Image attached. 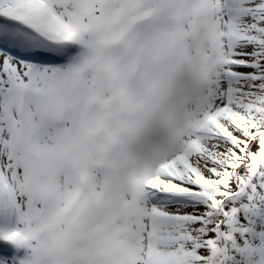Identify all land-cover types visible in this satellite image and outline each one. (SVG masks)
Segmentation results:
<instances>
[{"label":"rangeland","instance_id":"obj_1","mask_svg":"<svg viewBox=\"0 0 264 264\" xmlns=\"http://www.w3.org/2000/svg\"><path fill=\"white\" fill-rule=\"evenodd\" d=\"M20 1L19 3L17 0H0V107L1 109L4 106L8 107L12 116V122H2V127L0 126L2 132L5 133L0 135V140L5 141L11 134L14 137V146L8 145L7 149L21 147L27 151L28 161L31 158L39 160V158H48V154L44 153L43 150V145L46 142L39 135L48 137L57 131L63 133L65 139L61 145L63 150H52L49 163L46 166L54 163L53 158L65 162V154L69 148H72L69 146V140L73 138L79 139L89 135L96 136L99 140L102 138L106 140L105 138L109 137L114 144L113 154L111 153L113 161L107 158L111 164L105 168L102 166V160L106 156L99 157L96 155L101 144L98 145L93 142L88 146L81 141L73 146H79L76 156L79 152L81 153V166L90 171L89 178L91 180L93 178L94 186L90 183L85 184L80 173L73 172L72 168H67L69 173H64L63 176L70 181L73 190L66 203L64 205L60 203L61 207L55 213L57 221L60 223L57 225L56 222L55 224L63 232L54 231V236L53 233H49L47 240L52 239L54 242H59L62 237L63 239L68 237V243H72L78 239L75 236L73 225L84 218L86 203L94 211L95 203L101 198L103 201L105 200L104 187L97 188L95 185L96 183L99 184L101 178L108 175L104 174L107 171L109 174L114 173L115 175H112L115 178L121 175L119 179L112 182V193L108 199L110 203H108V207L110 210L114 209L113 215L115 216L112 215L111 210L110 219L113 220L112 223H114L115 228L117 227L120 231L117 230L118 246L121 248V252L126 248V243L129 244V254H132V243H136L135 238L138 236L143 243L140 254L145 256L147 249L149 253L148 257H145L144 264H264V192L261 190L256 191V189L250 190L252 184L257 185L260 180L264 183V33H262L264 31V0H209L211 2L210 15L207 13L206 4L203 9L198 10L200 7L198 8L199 4L196 0H190L189 4L184 3L182 5V10L178 9L181 11V17H186L188 12L190 18H186V21L183 20L178 24L176 33L174 28L177 26L175 18L173 16L167 17L166 14L170 10L180 7L179 3L182 0H155L157 7L155 9L150 8L151 14L148 8L145 7L148 4L151 7L156 6V3L151 0H97L98 3L96 4L103 3V7L101 10L98 7V11H94L95 7L93 6L92 15H85L80 12L82 8L71 10L76 19H80V22L91 18L90 31L86 28L87 24L84 25L86 29L84 27L77 28L75 25L72 27L73 30H79L77 37L81 40H84L83 35H85V42L90 45L88 47L96 45L95 47L98 50L103 49L100 46L102 45L100 39L103 37L111 38L113 36L112 32L115 31L114 33H116L118 27L122 25V29L125 28L123 29L124 32L126 31L125 33L133 35L130 40H134V43L129 45V50L125 45L127 39L121 40L118 43V48H114L118 51L116 53L117 62L122 64L116 67L112 65V68H104L101 66V62H96V53L85 51L84 55H81V52H75L73 49H71V52L74 55L69 59L68 65H65L66 67H51L46 61L51 60L53 62L60 59L61 47L64 44L73 42L71 41L75 38L73 33L76 32L72 33L69 30L65 33L66 37L61 35L64 32L60 29L58 23H62V20L68 18L62 13L60 15L59 11L49 9L46 12L40 3L33 4L32 11L21 10L25 2ZM48 1L51 2V0ZM78 2L83 8L93 4L92 0H78ZM70 4L71 2L67 1L62 5L55 4V6L56 8H64L65 5ZM72 6L75 5L72 4L69 8H72ZM66 8L60 10L66 12ZM143 8L145 10H142ZM135 9L137 14L139 13L142 16L134 17ZM194 10L196 13L193 12ZM54 12H57L60 18L64 19L54 17ZM153 12L156 14L151 19ZM99 13L100 15H96ZM1 15L5 16L4 20L1 19ZM94 16L100 17H98L97 24L98 19ZM193 18L194 20H192ZM115 20L118 22L116 23ZM65 24L67 23L65 22ZM193 25L194 31L192 30ZM111 28L114 30L112 31ZM213 28L217 31L218 39L216 42L220 43V52L217 59L209 57L206 61L208 64L205 66L210 65L211 74L206 79L210 81L206 82L205 79L201 84L200 80H197L198 85L196 86L193 81L186 85L187 89L192 91L187 96V101H192L201 107L203 106V100H205L206 93L204 92L207 91L210 99L209 105H205L199 110L184 111L179 113V117L178 114L175 115L172 121L177 120L175 125L177 134H174L171 140H166V143L162 146L158 143V146L155 147L147 142L137 147V157L138 154L142 156L146 151L148 155L150 154L149 160L143 163V166L147 168L150 165L153 166L145 171L143 170L144 174L135 180L131 178L138 175V173L130 175V178L127 175L122 177L126 173L125 168H131L133 172L135 171L130 164H133L136 160L133 162L123 157L124 149L130 148L133 143L126 138L127 135L124 132L117 131L113 133V129L117 125L113 127L107 118L98 123V117L94 115L93 105L99 103L104 106L112 102V97L118 99L119 95L122 94L117 92V88L127 91L129 90L128 84L141 88L146 78L148 86L153 87V89H158V84H160L158 100L163 101V97L166 99L169 93L174 92V88L176 89L178 86L175 79L173 81L174 76L172 75L177 56L181 63L186 58L179 52V33L192 34L193 32H200L210 42L212 41L211 33H214ZM97 29L102 31L99 32ZM24 33L29 34L25 35ZM104 33L108 34L105 35ZM167 33L173 34L166 36ZM80 34L82 36H79ZM98 34H102V36ZM91 35L96 36L92 38ZM27 36L36 37L37 42L30 43ZM160 36H163L161 43L159 41ZM118 37L115 39H118ZM189 37L190 35L186 37L183 43L185 47L190 46ZM158 43L161 47H158ZM57 47H59V54L58 56L55 54L57 57L52 59ZM83 50H85V45ZM206 50L203 45L202 51L204 54ZM6 51L10 52L13 58ZM155 51L159 53L156 54ZM63 53L65 52L63 51ZM191 55L193 57L196 54L191 51ZM79 56L85 58L82 60L80 57L79 62H81V65L74 60ZM97 56L100 57L98 54ZM150 59H155L158 63ZM198 61L201 62L202 66L204 65L202 59ZM95 63L98 65L97 72L101 73L99 78L106 81L103 88H96L98 78L94 72ZM57 68H62L63 73L61 76L58 75L61 69L57 70ZM158 73L162 75V78L157 77ZM183 74L184 76H190L187 73ZM133 75L136 76V79L132 80ZM110 79L111 82H109ZM120 79H122V83H120ZM30 86H35V89H32L33 91L29 90L30 97H34L38 91L42 98L43 95H47L49 98L52 97L55 107L49 106L50 109L38 110L36 108L38 98L34 97V99L32 97L34 101L30 98L29 101L33 103L36 101L34 103L36 106L30 103V108L35 107L34 111H37H35L36 113L33 111L35 114L33 120L35 124L34 131L29 130L28 132L26 126L30 125L31 121L24 115L23 108L20 106L22 103L20 97L22 91ZM194 86L198 88L197 92L200 87V91L201 89L203 91L201 101L194 99L196 98L193 96V93H195ZM207 86L210 87L206 88ZM58 88L63 90L62 102L59 108L55 93ZM103 90L104 93L99 97ZM146 90L147 88L144 89L145 92ZM19 94V98L15 97ZM100 99L103 100V103H100ZM158 100L154 96L149 102L154 103V109L152 114L148 116V121L158 111V121H160V118H164V114H160L162 106L158 110V104L156 103ZM49 101L52 103L51 99L44 100V107L47 106ZM175 103L172 102V105ZM176 105H174L175 108ZM15 106L17 110H20H15ZM170 107V110L174 108L173 106ZM31 109L33 110V108ZM51 109L52 111H50ZM90 110L93 112L91 119L87 126L82 127L80 121L82 114ZM165 111L167 110H164V113ZM58 112L61 113V116ZM186 116L192 118L190 123L185 121ZM58 117H61L59 121L56 119ZM197 121L200 123L197 130L191 131L189 126L192 127L191 125L196 124ZM99 124H105L106 126L104 128ZM154 126L159 127L158 125ZM163 128L166 133L168 128ZM150 130H152V126ZM25 136H28L27 140H25ZM45 140L47 139L45 138ZM168 144L169 146H167ZM142 146L144 147L141 149ZM1 147L2 143L0 151H2ZM138 149H141L139 153ZM91 151L95 154H91ZM254 152L255 156H253ZM95 155L97 158L92 157ZM153 155L158 156L155 162L152 160ZM250 155L251 157H249ZM159 156L167 158L169 161L163 160ZM131 158L134 157L131 156ZM158 159H161L160 163ZM92 160L94 161L92 162ZM36 162L34 164L27 162L24 165L25 175H28V178L27 180L22 179L23 183L19 181L16 183L14 179L12 180L11 174L10 177L8 175L10 170H16L12 160L6 161L7 164L5 162L0 163V171H4L3 175L7 177L6 181L8 182V187L0 182V229L14 227L18 221V214L24 212V208L27 212L31 210L35 223H45L43 220L40 221L38 216V218L36 217L40 207L49 216L42 199L41 202L39 200L40 196L35 195V192L38 193L35 188L38 179L34 173L41 168V163L37 162L38 164H36ZM56 162L58 164V161ZM138 164L140 163L138 162ZM52 169L53 165H50V170L52 171ZM17 173L20 172L17 171ZM121 182H125L124 185H121ZM22 184H24L23 187H21ZM92 186L94 187L92 192L94 194L90 193V188L93 190ZM9 187H12L10 189L13 190V201L9 199ZM246 187L249 188L248 195L247 191L244 190ZM23 188L25 189L20 192V195L28 196L27 192H29L30 196L33 191L30 201L31 203L33 200L36 202L33 203L36 204L35 207L31 206L30 209L29 207L27 209L22 207L18 190ZM25 190L29 191L26 192ZM164 190H168L169 193L163 192ZM83 193L85 194L82 197V203L80 202L77 206L74 205ZM90 194L92 197L97 194L98 198L90 200L87 197ZM132 197L135 198L134 202L129 201L133 199ZM134 203L136 204L132 206ZM43 210L39 216L43 213ZM124 215L130 217L125 218ZM14 217L17 221L14 220ZM53 217L50 218L51 223H54L51 220ZM78 225L81 226L82 223ZM91 228L97 233L102 228V224L96 221L91 224ZM249 229H255L256 235L247 236L243 234ZM5 238L0 235V246L5 245L6 248L9 244L12 247L17 246L14 239L11 240L8 236ZM147 242H150V245ZM247 242H251L254 250L248 249ZM98 246H100V249L105 250L107 245L103 239H99ZM139 247L140 244L138 249ZM7 252L9 256L13 253L8 248ZM6 255H0V259H8L5 257ZM114 260L117 261L115 258ZM136 261L139 263L138 260Z\"/></svg>","mask_w":264,"mask_h":264},{"label":"bare ground","instance_id":"obj_2","mask_svg":"<svg viewBox=\"0 0 264 264\" xmlns=\"http://www.w3.org/2000/svg\"><path fill=\"white\" fill-rule=\"evenodd\" d=\"M17 1L19 3L21 2L20 0H17ZM67 1L71 2L70 5L73 4L75 6H72V8H69L70 5H65V7H67L66 8V12H62L61 11V10H65V7L64 8H56L55 4L62 5L63 3L67 2ZM148 1H150V0H148ZM151 1H154L156 3L155 7H151V6H149V4H148V6H145L146 8H148L150 14H151V9L150 8H154L155 9L157 7V2L155 0H151ZM189 1L190 0H182L179 3L180 7L174 8V9L170 10L169 13L166 14L167 17L173 16L175 18V21L177 23V26L174 27L175 28V33L178 31L177 30L178 29V24L180 22H183V20L186 21V18H190L188 12L186 13V17H181V11H180V10H182V5L184 3H188L189 4L191 2V1L190 2ZM22 2H25V3H23V5L21 7V10L22 9H26V10H29V11H32L33 4L37 3L35 0H22ZM92 2H93L92 5H90L89 7L85 6V8H83L79 4L78 0H60V1L51 0V2L48 3V6H47L48 8H45L44 6L43 7L46 10V12H48L49 9L51 11L54 9V10L59 11L60 15H61V13L64 14V16L66 15V18H68V19L62 20L64 18L61 17L62 18L61 19L59 14L57 12H54V17L59 18V19H61L63 21L62 23H58V25H59L60 29L64 32V33H61V35L66 37L65 33L67 31H69V30L72 33L76 32L77 34L76 33H73V34L78 35V33H79L78 31L79 30L78 29H77L78 31L73 30L72 29L73 25H75L77 28H82V27H84L85 24H87L86 28L88 29V31H90L89 29L91 27L89 28V26H90L89 24H90V19L91 18L90 19L87 18L86 20L80 22L79 21L80 19L77 20L78 18L76 19L75 15L72 14L71 10H73V9L79 10L80 8H82V10H80V12L84 13L85 15L86 14L87 15L88 14L92 15L93 14L92 13V7L93 6L95 7L94 11L95 10L98 11V7H99L100 10L103 7V3L96 4V3H98L97 0H92ZM196 2L199 4L198 8L200 7L198 10L203 9V6L205 7V4H206L207 5L206 6L207 13L210 15L209 12L211 11V8H209V7L211 5V2L209 0H196ZM136 9H138V8H136ZM136 9H135L134 17L135 16H137V17L138 16H142L139 13L137 14ZM178 9H180V10H178ZM142 10H145V8H143ZM104 11H105V9H104ZM123 11L124 10L122 9V12ZM193 12L196 13L195 10ZM101 13H103V11H101ZM75 14H77V13H75ZM154 14H156V13L153 12V14L151 16V19L153 18ZM96 15H100V13L96 14ZM108 16H110V15H108ZM98 17L99 16H97L95 18L98 19ZM95 18H94V20H95ZM119 20H120V18H119ZM192 20H194V18ZM98 21H99V19L96 21V24H97ZM65 22L67 24H65ZM112 22H114V21H112ZM115 22H116V20H115ZM99 23H101V22H99ZM93 25H95V24H93ZM122 27H123V25L119 26L118 30H116L117 31L116 33H114L115 32V31H113L114 29L111 28L112 31H113L112 32L113 36L111 38L103 37L102 39H100L102 41V43H101V41H99V43H101L102 45H100V44H98V45L102 46L103 49H99V50H98L97 47H95L96 45L88 47L90 45L86 44L85 35H83L84 40L81 41V46L84 49V45H85V50L79 51V52H81V55H84L85 51H89L90 53H96V55H95L96 62H101V66L104 67V68H109V67L112 68V65L115 66V67L118 66V65L120 66V64H122V63L121 62H117L118 58H117L116 53L118 51L115 50L114 48H116V49L118 48V43L121 40H126L127 39V41L125 43L127 50H129V45L134 43V40H130L133 37V35L130 34V33L129 34L125 33L126 31L125 32L123 31V29H125V28L122 29ZM195 27H196V25H195ZM97 28H98V26H97ZM193 28H194V25L192 27V30H193ZM213 30H214V33H211L212 41H210V42L207 41L208 39L206 40L205 37L203 35H201L200 32L199 33H194V32L192 33V31H191V33L193 35L192 34H185V33H182V32L179 33V39H178V43H179V46H180L179 52L181 54H183L186 58L181 63L179 61L178 56H177L176 64L179 63L180 65H176L174 63L175 65H174V68L172 70L173 71L172 75L174 76L173 77V81L175 79V81L178 84V86L177 87L175 86L176 89L174 88V92L169 93V96L166 99H164V97H163V101L162 100H158L159 91H160V87H159L160 84H158V89H153V87L151 88L150 86H148V81H147V78H146L145 83L142 85L141 88H136L133 84H128L129 85L128 86L129 90H127V91H124L121 88H117V92L119 94H122V95H119L118 99L115 98V97H112V102L107 104V105H104V106H101L99 103L93 105V107L95 109L94 115L98 117V123H100L101 120L103 121L105 118H107V120H109V122L113 125V127H116V125H117V127L113 129V133H116L117 131L124 132L127 135L126 138H128V140L133 143L130 146V148L127 147V149H124L125 150L124 155L122 154L123 157H126L129 160H132L133 162L135 160L137 161V162L135 161L133 164L125 162V163H128V164L132 165L133 169L136 170L141 165L143 166V163H146L149 160L148 157L150 155V154L148 155L146 153L147 152L146 151L144 153L142 152L143 154H142V156L140 155L141 157L139 156V154H138V157H137V155H136L137 147H139L142 144H145L147 142L148 143L150 142V145H153L155 147L158 146V143H159V145L162 146V144L166 143V140H168V139L171 140L173 138V135L177 134L176 133V128H175V125L177 124V120L176 121H172V120H174L173 118H174L175 115L178 114L177 116L179 117V113H182L184 111L191 110V109L199 110V109H201V107H203L205 105H209L208 103H209L210 99H209L207 91L204 92L206 94H205V100H203V102H202L203 106L200 107V105L198 106L192 101H187L186 98H187V96L190 95V93L192 91L188 90L186 85L189 84L191 81H193V83L196 86V85H198L197 80H200V82L202 84L203 80L205 81L206 78H209L211 76V74H210V65H208V67H206L205 65L208 64V63H206V61L209 59V57H213V59H217L219 57V52H220V43L216 42V40L218 39L217 38V31L215 30V28H213ZM97 31L100 32L102 30H98L97 29ZM71 32H69V33H71ZM91 32H92V30H91ZM87 33H90V32H87ZM108 33H104V34L106 35ZM24 34L27 35L29 33H24ZM95 34H97V33H95ZM170 34H173V33H167L166 36L170 35ZM98 35L102 36V34H98ZM188 35H190V37H189L190 46L189 47H185L183 45V43L185 42L186 37ZM79 36H82V35L80 34ZM94 36H96V35H91L92 38ZM176 36H177V34H176ZM27 37H28V40H29L30 43L37 42V39H35L36 37H34V36H31V37L27 36ZM116 37H118V39H115ZM162 39H163V36H160L159 37L160 43H161ZM91 41H92V39H91ZM95 42H97V41H95ZM97 43H95V44H97ZM108 45H110V46H108ZM203 45L207 49L205 54L203 53L204 49L202 51ZM59 47H57V49H56L57 51L54 52L52 59H54V58H56L58 56ZM92 47H95L97 49L94 50L95 48H92ZM158 47H161L159 43H158ZM187 48H189V49L187 50ZM190 50L192 51V53L194 52L196 55L192 57ZM154 53L157 54L159 52L155 51ZM55 54L57 56H55ZM97 54L100 57H98ZM60 56H61V58L58 59V60H62V59L65 58V55H64L63 52L60 54ZM158 56H160V55H158ZM158 56H157V58H158ZM80 57H81L82 60L85 59L83 56H79V57L74 59L79 65H81V62H79ZM70 58L71 57H69V59ZM200 59H202V62L204 63L203 66H202L201 62L198 61ZM150 60L153 61V62L158 63V61H156L155 59H150ZM68 63L69 62L66 61L63 65H60V66H57V67H64L65 65L67 66ZM16 67L18 69L17 65H16ZM58 69L59 70L61 69V71H59V73H58V75L61 76L62 73H63V70H62V68H57V70ZM97 69H98V65H97V63H95L94 64V72H95V75L98 78V83H97L96 88H103V87H105V82L106 81L101 79V78H99L101 73L97 72ZM64 71L66 72V69ZM183 73H187L190 76H184ZM159 74L160 73L157 74L158 78H160L162 76V75H159ZM66 75H68V74L66 73ZM8 78H9V76H8ZM133 79H136L135 75H133L132 80ZM111 81L112 80L110 79L109 82H111ZM208 81H210V80L206 79V82H208ZM120 83H122V79H120ZM195 86H194V92L195 93H193V96L196 97V98H194V99H197V100L199 99V101H201V97H202V92L203 91H202V89L200 91V88H201L200 87L199 91L197 92L198 88L195 87ZM199 86H201V85L199 84ZM209 87L210 86H207L206 88H209ZM132 88H134V89H132ZM145 88H147L146 92L144 91ZM30 89L31 90L35 89V86L26 87L22 91L21 97H20V94L18 96H15L17 98H19V97L21 98V102L22 103H21L20 106H22L23 111H24V115L26 116V118H28V120L31 121V124L26 126V130L28 132H29V130L30 131H34V127H35V124L33 123V120L35 118L34 112L37 111V110L34 111L35 107H31V108H33V110L30 108V103L31 104L33 103V102L29 101L30 98H31V100L34 97L38 98V100H37L38 104H37V107H36L38 110H42L43 111V109L45 110V108L50 109L51 107H55L54 106V101H53L54 99L52 97L49 98L47 95H43V98H42V96L40 94H38V91H37V94L34 95V97L32 96L33 98L30 97L31 96L30 92H29ZM23 93H25V94H23ZM55 93H56L57 103L59 105L58 106V108H59L61 106V102H62L63 90L61 88H58V91H56ZM103 93H104V90L99 94V97H101ZM154 96H156V100H158V102L156 101V103L158 104V110L162 106V110H161L160 114L161 115H162V113L164 114L163 115L164 118H160V121H158L159 111H158V113L156 115H154V117H152L148 121V116L152 114L153 109H154V103H149V102H151L150 100ZM126 98H128V99L126 100ZM49 99H51L52 103L49 101L47 106L44 107L45 106L44 100L48 101ZM32 101H34V100H32ZM172 102H176L175 103V104H177L176 108L174 107L175 104L172 105ZM34 103H36V101ZM34 103H33V105L36 106V104H34ZM100 103H103L102 99H100ZM17 106H19V105H17ZM49 106H51V107L48 108ZM170 106H173L174 108L172 110H170V108H171ZM184 107H185V109L183 110ZM15 110H17L16 106H15ZM19 110H17V111H19ZM164 110H167V111H165V113H164ZM23 111H21V112H23ZM50 111H52V109ZM92 113L93 112L90 110V111H87V112L82 114V117H81V120H80L81 123H82V127H85V126L88 125L89 120L91 119ZM58 114H60V116H61L60 112H58ZM40 115H41V113H40ZM60 118L61 117H58L56 119L59 121ZM16 119H17V117H16ZM19 120H20V118H19ZM6 121H9V122L11 121L12 122V116L10 115V110H9L8 107H5V106L3 107V109H1V107H0V126L2 127V122H6ZM39 121H42V120H39ZM168 121H170V122H168ZM185 121H187V123H190L192 121V118L189 117V116H186V120ZM23 123H25V122H23ZM154 125H158L159 127L157 128ZM99 126L105 128L106 125L105 124H99ZM151 126H152V130H150ZM1 127H0V135H3L5 133L2 132V130H1L2 128ZM163 127H167L168 128V130L166 129V133H165ZM4 128L6 129L7 126L4 127ZM85 130H89V129H85ZM97 130L99 131V129H97ZM59 131H61V130H59ZM102 132H104V131H102ZM121 132H119V133H121ZM109 133H111V132H109ZM95 134H96V132H95ZM106 136H108V135H106ZM39 137L42 140H44V142H46V144L43 145V150H44V153L48 154V158H42V159L39 158V160H34V159L31 158L28 161L29 155H28L27 151L23 150L21 147H19V148H16V147L14 148L13 147V148L7 149L8 145L14 146L13 145L14 137L11 136V134H10L9 137L6 138L5 141L2 140V139L0 140V145L2 143V147H1L2 151H0V163L1 164L3 162L6 163V161H8L9 159L12 160V163L15 164V166H16V170H14V171L10 170V173L8 175L10 177V174H11L12 180L14 179V181L16 183H18V181L23 183L22 179L23 180H25V179L27 180L28 175L27 176L25 175L26 174V169L24 167V165H26L27 162H30V163L34 164L37 161L38 163L39 162L41 163V164L39 163L41 165L40 170H38L36 173H34L37 176L36 178L38 179L37 183H35V188L38 190V193L35 192V195L37 194V195L40 196L39 200L41 201V199H42L43 203L45 204L44 207L49 212V216H51V217L54 216L51 219V220L54 221V223L53 222L51 223V221H50L51 217L48 216V214L43 210V208L40 207L39 211L38 212L35 211V212H37L36 217L38 216L40 221L43 220L45 222L44 224H41L42 222L41 223H35L34 222L35 218L32 217L31 210H29V212H27L25 210V208H24V212L18 214V217H17L18 221L15 219V221H17L16 222L17 224L14 227L11 226L12 228L11 227L7 228V227L4 226L5 229H3V228L0 229V233H1L0 235H2V237H4V238L6 236H8L9 238H11V240L14 239L15 243L17 245L16 249L18 248V244H20V249H22V242L25 241L26 244H27V252H26L27 256L26 257H23L22 255H17L16 256L14 253H12V255L9 256L8 259H4L3 258L1 264H3V263H5V264H144L143 262L145 260V257L146 258L148 257V252H147L148 249L146 250V255L145 256L140 254L141 246L143 245V243H142L141 240H139L138 236L135 238L136 239V243H134V242L132 243L133 244L132 245L133 246L132 247V249H133L132 250V254H129V252H128V245L129 244L127 245L125 243L126 248L125 249L123 248L124 249V250H122L123 252L120 251L121 248L118 246V244H119L118 243V240H119L118 239V231L119 230H118L117 227L115 228L114 223H112L113 220L110 219V211L112 210V215H113L114 209H111V210L109 209V207H108V203H109L108 199L110 198V194L112 193V188H111L113 186L112 182H115L117 179H119L121 175L115 178L114 177V175H115L114 173H112V174H114V175H112V174H109V172L107 173V171H105L104 174H108V175H106L103 178H101L99 184L96 183V185H95L97 188H100L102 186L104 187L103 194L105 196V200L103 201L102 198H101L100 200H98L97 203H95V201H94V203L96 204L95 207H94V211L89 206V204L86 203L85 207H84V218L82 220H80V222H76V224L73 225V227L75 229V232H74L75 236L78 239L75 240L72 243H68V237L65 238V239H63V237H62L59 242H54V241H52V239H48L47 240V237H48L49 233H51V234L53 233V236H54V231L55 232L56 231H61L59 226H57L60 223L57 221V217H56L55 213L57 212V209L59 207H61L60 203H62L63 205L66 203L67 198L70 196V194L72 193V190H73L71 188V186H70V181L68 179H66L67 177L65 178L63 176L64 173H69L67 168H72L73 172L80 173V176H82V179L85 182V184L86 183H90V184H92L94 186L93 178H92V180H91V178H89V172L90 171L88 169H85V168H83L81 166V164H82V160L80 158L81 153L79 152L77 154V156H76L77 151H79V146H76V147H73V146L77 145L78 142L80 143L81 141L84 144L88 145V146L90 145V143H93V142L95 144H98V145L101 144L99 147L97 145L98 149H97V152L96 151L95 152L97 153L96 155H98L99 157H102V156L105 157L106 156L102 160V166L105 168V167H107V166H109L111 164V163L108 162L109 160H107V158L108 159L110 158V161H113V155L112 154H113V146H114V144H113V141H111V139L109 137L105 138L106 140H104L103 138L101 140H99L98 138H96V136H89V135H87L86 137L79 138V139L78 138H73V139L69 140V146L72 147V148L71 149L69 148V150L66 152V154H65V157H66L65 158V162L64 161H60L58 158H53L54 163L53 164L50 163L48 166H46L49 163L50 153L52 152V150H54V149H58L60 151L63 150V149H61V145L63 144L65 139L63 137V133L58 132V131L54 132V134L52 136H48L47 137L46 135L45 136L39 135ZM45 138L47 140H45ZM27 139H28V136H25V140H27ZM116 140H117V138H116ZM118 143H119V141H118ZM42 144H43V142H42ZM167 146H169V144ZM119 147H121V146H119ZM123 147H124V143H123ZM143 147L144 146H142L141 149ZM91 149H93V148H91ZM141 149H138V153H139V151ZM129 150H132V151L129 152ZM93 151H91V154H95ZM143 151H144V149H143ZM133 154H135V156H133ZM96 155L92 156V157L93 158H97ZM57 156H60V155H57ZM131 156L134 157V158H131ZM157 157L158 156H156V155L154 156L153 155V157H152L153 162H155V160H157L156 159ZM6 158H8V159H6ZM56 161H58V164H57ZM93 161L94 160H92V162ZM37 162H36V164H38ZM138 162L141 165L138 164ZM30 163H29V165H30ZM50 165H53L52 171L50 170ZM17 171L20 172V173H17ZM124 171L126 173H125L124 176L122 175V177H126V175H127L130 178V175H135L136 174V173H133L131 168H125ZM116 174H118V173H116ZM124 183L125 182H121V185H124ZM36 185H39V186H36ZM23 186H24V184H22L21 187H23ZM2 187H3V185H2ZM9 188H12V187H9ZM26 188H28V187H26ZM24 189L25 188L18 190V193H19V196H20V199H21V202H22V207H26V209L28 207L30 209L31 206L35 207L36 204H33V203H36V202L33 200L32 203H31V201H30V196L33 193V191L30 194V196H29V192H27L29 190H25L28 193V196H24L23 193H22L23 195H20L21 194L20 192L22 190H24ZM113 189H115V188L113 187ZM1 190H2V188H1ZM95 191H96V189H95ZM5 193H6V191H5ZM84 194L85 193H83L80 196V198L76 201V203L74 205L77 206V204H79L81 202L82 197H83ZM92 194H94V193H92ZM87 197L90 200H96V198H98L97 194H95V197H92L91 194L87 195ZM134 199L135 198H133L132 200H129V201L134 202ZM135 204L136 203L132 204V206L135 205ZM116 206H114V207H116ZM42 210H43V213L39 216V214H40V212ZM15 215H17V214H15ZM64 215H66V214H64ZM113 216H112V218H113ZM126 217H130V216H125V218ZM70 220H71V218H70ZM139 220H140V217H139ZM96 221H99V223L102 224V228H100L99 232H97V233L91 228V224L96 222ZM56 222H57V225L55 224ZM79 223H82V225L83 224L84 225L83 226L82 225L79 226L78 225ZM124 224H126V223H124ZM12 225H14V224H12ZM127 225H128V223H127ZM131 226H133V225H131ZM138 226H139V224H138ZM138 228L140 229V227H138ZM17 230H22L21 236L17 235V233H16ZM61 232H63V231H61ZM29 236H33V237L30 238ZM140 238H141V235H140ZM27 239H28L29 242L27 241ZM99 239H103L104 242H106L107 246H106L105 250L100 249V246H98ZM5 240H6V238H5ZM139 244H140V247L138 249V245ZM149 245H150V243H149ZM115 247H117V248H115ZM114 258L117 261H115ZM136 260H138L139 263Z\"/></svg>","mask_w":264,"mask_h":264},{"label":"trees","instance_id":"obj_3","mask_svg":"<svg viewBox=\"0 0 264 264\" xmlns=\"http://www.w3.org/2000/svg\"><path fill=\"white\" fill-rule=\"evenodd\" d=\"M262 33H264V31L262 32ZM245 190V189H244ZM257 191V190H256Z\"/></svg>","mask_w":264,"mask_h":264}]
</instances>
